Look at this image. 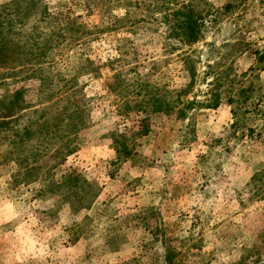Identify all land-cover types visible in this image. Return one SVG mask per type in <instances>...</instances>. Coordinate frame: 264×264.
<instances>
[{
    "label": "rangeland",
    "instance_id": "rangeland-1",
    "mask_svg": "<svg viewBox=\"0 0 264 264\" xmlns=\"http://www.w3.org/2000/svg\"><path fill=\"white\" fill-rule=\"evenodd\" d=\"M47 1L55 6L66 0ZM178 2L191 6L204 25L198 43L182 46L189 65L165 51V28L154 21L102 35L89 44V56L104 66L118 56L120 44L136 45L140 60L158 62L157 72L143 69L154 81L173 90L193 76L188 99L201 102L213 94L208 84L214 75L224 73L235 87L251 89L249 132L233 133V107L223 98L218 108L196 110L188 119L152 115L149 131L133 137L139 117L125 122L117 115V100L106 91L115 70L103 67L101 78L82 79L90 106L77 152L50 172L51 183L79 175L93 185L96 199L77 212L60 192H40L41 179L14 181L19 157L7 155L4 141L0 264H264V0ZM71 9L89 29L107 22L97 13L86 17L81 5ZM114 15L124 17L125 10ZM224 85L217 83V91L229 82ZM38 87V81L9 79L0 84V100L18 89L35 99ZM117 133L136 140L132 157L120 165L113 163Z\"/></svg>",
    "mask_w": 264,
    "mask_h": 264
},
{
    "label": "trees",
    "instance_id": "trees-1",
    "mask_svg": "<svg viewBox=\"0 0 264 264\" xmlns=\"http://www.w3.org/2000/svg\"><path fill=\"white\" fill-rule=\"evenodd\" d=\"M178 1L66 0L55 6L47 0L0 3V84H7L9 79L39 83L35 99L28 100L25 90L18 89L0 100V147L7 141V155L19 157L13 161L18 166L14 181L24 179L33 183L34 178L41 179L45 185L40 192H60V198L77 212L88 209L96 199L93 185L79 175L70 173L51 183L50 172L77 152L78 136L87 127L90 106L82 92V79L90 83L101 78L105 66L115 70L106 83V91L117 100V115L125 122L130 121L132 114L139 117L138 132L133 137L149 131L152 115L175 113L179 119H188L196 110L218 108L223 98L233 107V133L248 127L245 120L251 113L247 105L251 89L235 87L224 73L214 75L208 84L213 87V94L201 102L188 99L193 76L186 86L173 90L154 81L152 71L145 73L143 69L150 67L157 72L159 64L154 58L140 60L136 45L125 49L126 45L120 44L116 49L118 56L108 59L104 66L89 56V44L102 35L133 30L135 24L154 21L165 28V51L178 54L189 65L190 55L182 46L198 43L203 38L204 25L191 6ZM72 5L83 6L86 17L99 14L107 20L106 24L89 29L82 15L71 9ZM118 9L125 10L124 17L114 15ZM69 57L75 58L72 64L68 63ZM219 82H229L228 88L217 91ZM22 119L26 123L18 129ZM246 130L249 132L250 128ZM113 139L118 155L113 163L120 165L132 157L136 140L119 133ZM79 230L80 227L76 232Z\"/></svg>",
    "mask_w": 264,
    "mask_h": 264
}]
</instances>
